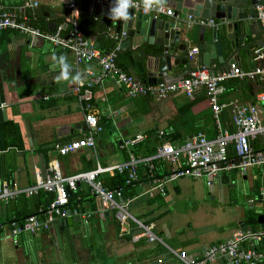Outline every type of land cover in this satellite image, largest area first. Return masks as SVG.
I'll use <instances>...</instances> for the list:
<instances>
[{
  "label": "crops",
  "instance_id": "obj_1",
  "mask_svg": "<svg viewBox=\"0 0 264 264\" xmlns=\"http://www.w3.org/2000/svg\"><path fill=\"white\" fill-rule=\"evenodd\" d=\"M33 1L37 2L36 7L24 8L20 14L28 18L31 13L34 19L39 20L36 26L39 27L41 23H45V30L49 31L65 18L75 19L83 35L86 33L85 36L92 38L93 44H97L95 47L99 52H108L113 47L108 36L103 34L107 31L108 34L113 35L111 21L109 20L107 27L103 28L100 18H91L89 14H84L79 9L78 1H75L76 10L74 11L64 7V0ZM22 2L23 0H0V5L8 11H16ZM162 7L171 8L173 11L172 4ZM157 16L173 20L171 16L165 14ZM177 17L184 19L186 16L179 14ZM195 19L196 22L199 18ZM213 20L219 24L216 39L227 44L226 50L222 51V55L226 57L230 50L224 22L221 19ZM69 27L70 24L67 23L65 29ZM208 28L211 27L208 26ZM253 36L248 35L245 43H249ZM259 39L264 42L262 34L256 38V42ZM117 40L119 42V35ZM140 41L145 51L153 49V44ZM190 45L196 44L190 43ZM129 54L130 51L127 48L121 52L117 51L116 64L141 82L143 78L139 77L135 65L129 62ZM248 54L249 57L243 49L240 51L238 66L243 70L249 69L246 62L249 58L251 59V49ZM61 56L65 58L63 62L60 60ZM255 64H257L256 61H254ZM190 65L194 68L200 64L192 61ZM210 67L218 68L216 60L210 64ZM181 68L184 70L185 66ZM84 70L91 71L92 74ZM62 71L67 72L66 79L61 77ZM97 73L99 70L94 60L77 64L68 50L58 49L39 38H29L17 30H0V183L7 180L16 182L20 187L28 186L34 181L35 175L42 173L48 161L52 159L56 160L60 172L64 175L89 170L93 168L95 160L102 166L120 163L126 159L124 153L130 151V146L121 147L120 144L122 145L136 133H141L144 135L141 142L148 139L151 142L148 146L152 145V152L153 150L154 152L141 157H150L151 160L139 164V169L144 171L138 175L137 181L131 186L130 191L133 193L130 196L133 199L129 211L135 218L150 223L152 231L160 241L148 242L144 237L134 238L126 233L118 236L120 225L113 213L107 211L105 217L96 214L95 201L86 185L81 182L77 185V193L71 192L68 196L69 207H76L79 213L92 212L91 216L84 221L79 214L68 215L66 217L74 216L75 220L71 219L66 225L59 224V220L53 223V226L51 225L48 232L54 233L57 229L63 234L70 230L72 224H77L82 230L78 243L82 245V249L88 250L86 255L89 256H85L87 261L84 263L81 261L80 264L93 262L95 257L90 254L92 250L102 255L100 264H182L170 251L184 248L188 253H194L205 245L223 241L239 229L243 230L242 226L253 230L250 225H244L243 220H239L223 238H212L207 242H201L191 238L173 237L172 230L167 228L165 223L170 220V215H166L165 211H160L154 205L153 198L158 194L159 196L164 194L151 189L152 181L154 178L164 179V176L168 174L167 164L162 159L153 157L158 143L164 139L157 136V131L171 127V134H174L175 141L170 140L168 136L166 138L173 143H179L196 132H202L206 137L208 135L207 138L214 136L210 133V129H213L215 124L209 102L201 89L196 91L192 98L185 97L180 91L163 99L149 94L129 97L124 87L115 84L111 79H104L101 85L92 86L88 101L90 104L88 111L97 117V123L101 127L94 136V151L80 148L65 155H59L56 152L55 144L74 140L80 137L85 129L83 121L85 109L82 108L85 103L78 100L74 91L76 80L87 82L91 75ZM224 87L225 90L218 96V102H224L227 106L232 100L238 103L253 102L259 109L264 122V100L258 98L264 93V81L229 78L224 81ZM219 123L226 131L233 132L227 109L221 110ZM100 144L117 152H108L100 161L96 153V147ZM149 163L152 167H149ZM249 170L251 173H248ZM263 174L264 171L252 167L243 174L236 170L223 171L212 177L211 181L216 180L219 190L223 191V183L232 181L237 175L241 180H245L248 189L254 191L263 187L261 180ZM166 183H162L164 191ZM174 189L178 192L175 187ZM78 192L82 195H78ZM86 192L89 195H86ZM20 198L17 197L13 202L17 204ZM14 203L11 208L6 207L8 212H3L1 210L6 203L0 202V211L7 217L4 218V214L0 213V263L5 259L16 264H26V262L29 263L30 254L25 247L20 248V243L28 244L32 241L31 239H35L36 234L45 236L47 232L23 231L14 237L11 236L8 218L11 211L18 209ZM258 228L259 226L254 229ZM130 229L132 233L135 231L133 227ZM68 239L66 236V240ZM48 255V252L45 254L37 248L35 262L47 264ZM157 259L160 261L157 262ZM212 264L227 263L224 259L218 258ZM259 264H264V260Z\"/></svg>",
  "mask_w": 264,
  "mask_h": 264
},
{
  "label": "built area",
  "instance_id": "obj_2",
  "mask_svg": "<svg viewBox=\"0 0 264 264\" xmlns=\"http://www.w3.org/2000/svg\"><path fill=\"white\" fill-rule=\"evenodd\" d=\"M63 4L67 9L76 10L75 0H64ZM90 4L113 5L114 0H90ZM36 5V1L23 0L22 5L17 7L16 11H8L0 5V30L13 29L29 38L45 40L58 49L70 51L77 64L94 60L99 70V73L91 75L87 82L76 80L74 91L78 100L85 103L82 107L85 109L83 112L85 129L80 137L66 143L55 144V150L59 155H65L80 148L94 151V136L101 130V127L97 123V117L88 111L90 105L88 101L91 97L92 86L101 85L104 79H111L115 84L124 87L129 97L149 94L163 99L180 91L185 97L192 98L194 93L201 89L208 99L215 124L213 137L207 138L202 132H196L185 137L179 143H173L166 138L171 134V127L157 131V136L164 139L158 143L153 157H158L167 164L168 174L164 176V179L154 178L151 189L163 194V182L181 177L192 179L205 177L210 183L212 177L223 171L245 172L252 167L264 171V122L256 104L238 103L236 100H232L228 102L230 105L227 106L224 102H218V96L225 90L224 81L226 79L264 81V42L251 49V58L257 64L250 69L243 70L234 62L228 65L227 71H213L199 65L176 81L146 84L117 66L115 60L119 42L116 35H113L115 41L113 47L108 52L101 53L94 46L93 41L83 35L75 19L65 18L62 22L57 23L52 30L46 31L40 30L29 22V18L20 14L22 9L34 8ZM132 8L142 13H152L155 16L158 14L173 15L171 8L155 4L148 7L140 0H134ZM255 11V16L263 30L262 36H264L263 8L257 5ZM189 18L190 16L187 15L186 19ZM196 22L209 26L215 31L219 28V24L213 19L200 20L199 18ZM67 23L70 24V27L65 29ZM196 51V47L191 46L188 49V55L195 54ZM84 71L92 74L91 71ZM258 98L263 101L264 93L260 94ZM223 109H227L230 114L233 132L226 131L219 123V114ZM143 138V134L136 133L120 146H131L141 142ZM252 140H258L261 146L254 148L251 144ZM229 148L233 152L230 156L227 154ZM126 153V159L120 163L102 166L95 160L93 168L70 175L62 174L56 160L52 159L48 161L42 173L35 175L32 184L25 187L18 186L14 181H2L0 183V202L3 203L18 195L28 197L39 191L52 195L48 203L44 207H39L36 213L28 214L22 219H15L12 216L9 220L10 235L14 237L23 231L27 233L48 232L53 223L68 215L79 214L85 221L92 212L79 213L77 208L69 207L68 200L69 194L75 192L77 183L81 182L89 187V193L96 204V214L105 217L107 211L113 213L120 225L118 236L126 233L134 238L144 237L148 242L160 241L152 231L150 223L137 219L130 213L129 207L133 198L128 195L123 196L120 187L105 186L103 181L98 178L102 173L112 174L114 171L118 173L125 171L124 184H134L138 179V165L149 162L151 158H136L130 151ZM149 165L152 167L151 163ZM130 227L135 230L133 233ZM170 252H173L182 264H212L218 258L224 259L227 264H259L264 260V226L255 231L239 229L223 241L205 245L194 253H188L184 248ZM159 261L160 259H157V262Z\"/></svg>",
  "mask_w": 264,
  "mask_h": 264
},
{
  "label": "water",
  "instance_id": "obj_3",
  "mask_svg": "<svg viewBox=\"0 0 264 264\" xmlns=\"http://www.w3.org/2000/svg\"><path fill=\"white\" fill-rule=\"evenodd\" d=\"M75 1L79 2V9L84 14H89L91 18H100L103 28L107 27L109 20L111 21L113 35H119L120 38L118 51L121 52L125 48L130 51L128 60L135 65L139 77L143 78L141 82L146 84L176 81L192 69V61L213 71H227L230 63L238 65L242 49L249 57L248 51L263 43L262 39L256 42L263 30L255 16V7L260 5L264 11V0H162L160 4L155 5L172 4L173 20L158 18L130 8L131 18L126 22L109 18L111 4L91 5L90 0ZM179 14L189 15L190 18L179 19ZM195 18L223 20L230 50L226 57L222 55V51L226 50L227 44L218 41L217 32L206 25L198 24ZM103 34L108 36L112 47L115 44L113 35L107 31ZM248 35L254 36L249 43H245ZM140 40L153 44V49L145 51ZM190 43L196 44L197 51L188 55ZM94 46L97 47V44L94 43ZM214 60L218 64L217 69L210 67ZM246 63L249 69L254 66L252 58ZM182 66H185L184 70ZM243 173L244 171H241V174ZM246 188L245 184H239L237 191ZM261 189H264V186L258 188V193L246 196V210L254 214L257 225L264 224V190ZM71 219L75 220V217L63 218L59 224H69ZM242 228L246 230L247 226Z\"/></svg>",
  "mask_w": 264,
  "mask_h": 264
},
{
  "label": "rangeland",
  "instance_id": "obj_4",
  "mask_svg": "<svg viewBox=\"0 0 264 264\" xmlns=\"http://www.w3.org/2000/svg\"><path fill=\"white\" fill-rule=\"evenodd\" d=\"M110 151L117 152L103 144L97 146L98 160L101 161V158ZM248 173H251V170ZM206 180L205 177L178 178L166 183L164 195L158 194L153 198L154 205L160 211H165L166 215H170V220L165 223L167 228L172 230L173 237L207 242L212 238H223L230 232L232 226L235 227L239 220H244L247 214L246 196L252 194L253 190L246 188L236 192L234 188L239 184H245V180L236 175L232 181L223 183V191L219 190L216 180L211 183ZM81 232L77 224H72L70 230L63 234L56 229L54 233L47 232L45 236L36 234L35 239H31L28 244L21 242L20 248L25 247L30 254L29 263L26 264H37L34 257L37 248L45 254L48 252L47 264H80L81 261L84 263L89 256L86 255L88 250L82 249V245L78 243ZM90 254L95 257L91 264L101 263L100 253L92 250ZM0 264L16 263L4 259Z\"/></svg>",
  "mask_w": 264,
  "mask_h": 264
},
{
  "label": "trees",
  "instance_id": "obj_5",
  "mask_svg": "<svg viewBox=\"0 0 264 264\" xmlns=\"http://www.w3.org/2000/svg\"><path fill=\"white\" fill-rule=\"evenodd\" d=\"M32 16L33 15H31V13H30V15L28 17L29 18V22L36 26L37 23L39 22V20L37 18L32 20ZM36 27H38V26H36ZM38 28H40V30H45L46 24L45 23H41V25ZM7 30H10V29H7ZM84 34L86 35V33H84ZM263 91H264V89H263ZM251 103H253V102H251ZM189 104L190 103H188V105ZM175 126L177 127V125H175ZM210 133H211V135L215 134L214 127H213V129L212 128L210 129ZM168 137L170 138V140H174L175 141V139H173L175 137L174 134H170V136H168ZM207 137H209V136L207 135ZM150 144H151V142H149L148 139H145L142 142H138V143H135V144L131 145L129 147V150L136 158L145 157V156L151 155L154 152V150L152 152V147L153 146L152 145H151V147L148 146ZM251 144H252V146L254 148H258V147L261 146L258 140H256V141L252 140ZM227 154H228V156L233 154V152L230 150V148L227 150ZM126 157H127V153L125 152L124 153V158H126ZM139 167L140 166L138 165L137 173H138V175H141L142 172L144 171V169H139ZM125 177H126V172L125 171H122L120 173L114 171L112 173V175H109L108 173H102V174H100L98 176V178L103 181V184L105 186H107L109 188L120 187L123 196H127V195L130 196L133 193V191H130L131 190V186L134 185L135 183L132 184V185H125L124 184ZM261 180H262V183H263V186H264V174H263ZM86 187L89 190V187L88 186H86ZM77 191H78V186H77V189H76L75 193H77ZM85 194L89 195L87 192ZM78 195H82V193L78 192ZM17 197H21V198L18 199L17 204H16L13 201ZM17 197L8 200L6 202V204L3 205V209L1 210L3 212L4 211L8 212L6 207L11 208V205L13 203L16 204V206H18V209L16 211H11L10 212L11 215L8 218V220H10L12 216H15V219H22L23 217H25L28 214L36 213L37 209L39 207H44L48 203V201L51 199L52 195L49 194V193H45V192L39 191L35 195H31V196H28V197H26L24 195H18ZM1 211H0V213H3ZM3 214H4V218H7L6 214L5 213H3ZM243 223H244V225L245 224L246 225H250V228H252L253 230H255L254 228L257 227V226H264V225H257L256 224L255 216L250 210L247 211V215L244 218Z\"/></svg>",
  "mask_w": 264,
  "mask_h": 264
},
{
  "label": "clouds",
  "instance_id": "obj_6",
  "mask_svg": "<svg viewBox=\"0 0 264 264\" xmlns=\"http://www.w3.org/2000/svg\"><path fill=\"white\" fill-rule=\"evenodd\" d=\"M162 0H144V3L146 6L151 7L154 4H160ZM134 7V0H114V4L112 5L110 9V19H117L122 21H128L131 18V14L129 12V9ZM65 58L63 56L60 57L61 62H63ZM61 77L66 79L67 78V72L62 71ZM176 180V179H175ZM174 181V180H173ZM172 182V181H169ZM163 194H165L164 188H163ZM264 225V224H262ZM262 226H259V228ZM250 230V229H248ZM255 231V230H251Z\"/></svg>",
  "mask_w": 264,
  "mask_h": 264
},
{
  "label": "flooded vegetation",
  "instance_id": "obj_7",
  "mask_svg": "<svg viewBox=\"0 0 264 264\" xmlns=\"http://www.w3.org/2000/svg\"><path fill=\"white\" fill-rule=\"evenodd\" d=\"M238 186V185H237ZM237 186H235L234 190L237 192ZM253 193H258V189L254 190ZM247 211V210H246Z\"/></svg>",
  "mask_w": 264,
  "mask_h": 264
}]
</instances>
